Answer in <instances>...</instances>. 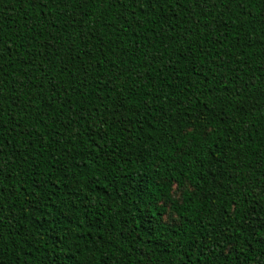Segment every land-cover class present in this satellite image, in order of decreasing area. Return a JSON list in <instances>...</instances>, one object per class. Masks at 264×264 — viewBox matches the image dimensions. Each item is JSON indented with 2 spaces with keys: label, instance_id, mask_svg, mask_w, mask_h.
I'll return each instance as SVG.
<instances>
[{
  "label": "trees",
  "instance_id": "trees-1",
  "mask_svg": "<svg viewBox=\"0 0 264 264\" xmlns=\"http://www.w3.org/2000/svg\"><path fill=\"white\" fill-rule=\"evenodd\" d=\"M0 264H264V0H0Z\"/></svg>",
  "mask_w": 264,
  "mask_h": 264
}]
</instances>
